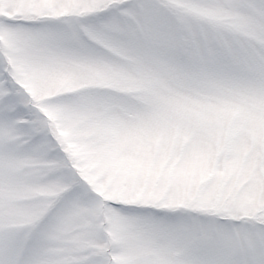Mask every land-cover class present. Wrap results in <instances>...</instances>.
Returning a JSON list of instances; mask_svg holds the SVG:
<instances>
[{"label":"snow or ice","instance_id":"1","mask_svg":"<svg viewBox=\"0 0 264 264\" xmlns=\"http://www.w3.org/2000/svg\"><path fill=\"white\" fill-rule=\"evenodd\" d=\"M0 264H264V0H0Z\"/></svg>","mask_w":264,"mask_h":264}]
</instances>
